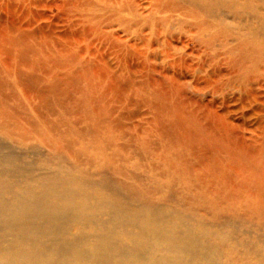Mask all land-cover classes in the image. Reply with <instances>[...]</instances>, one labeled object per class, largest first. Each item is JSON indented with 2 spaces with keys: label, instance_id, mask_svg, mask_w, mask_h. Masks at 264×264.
Returning <instances> with one entry per match:
<instances>
[{
  "label": "bare ground",
  "instance_id": "6f19581e",
  "mask_svg": "<svg viewBox=\"0 0 264 264\" xmlns=\"http://www.w3.org/2000/svg\"><path fill=\"white\" fill-rule=\"evenodd\" d=\"M180 1L197 7V10L199 8L208 19L210 15H215L216 9L221 8L222 0ZM44 8L49 15L58 8L62 15L78 14L77 17L88 22L104 16L108 20L120 21L122 25L126 23V30L131 26L137 27L135 42L121 39L119 32L107 37L115 44L113 47L118 48L119 55L123 57L125 54L131 63L136 62L134 67L127 64L129 76L122 77L104 63V57H100L94 49L96 38L94 42L86 40L87 35L83 31H73V27L62 17L49 19L48 14L40 12ZM187 9L177 8L168 0H0V92L7 86L5 78L20 89L25 99L32 93L38 102L32 110L39 117L41 108L49 109L52 102L60 104L67 98L66 92H76L81 99L79 108L83 107L87 115L83 119L93 126V132L100 131L102 124L106 125V113L111 118L116 111L115 107L109 110V106H100L103 100L108 99L110 104L117 103L126 108L131 104L130 97L125 96L127 90L153 96L162 105L152 102L154 99L147 100L148 110L174 114L171 125L176 126L177 138L186 140L193 158L201 157L204 164H211V173H206L208 177H218L215 181L209 179L206 182L203 195L195 193V196H199L210 209L255 222L264 233V151L262 145L253 148L259 137L257 133L264 130V0L246 1L239 12L241 22L235 34L228 30L224 37L215 33L214 27L205 30L204 20H199L198 14ZM172 23L187 28L188 38L185 39L188 41L194 38L204 40L202 36H205V45L213 51L217 44L219 49L211 55L214 59L224 56V60L221 57V60L209 62L207 56V61L195 63L193 67L191 58L195 54L186 51L185 40L169 41L167 38L161 40L163 51H159L161 53L157 58L152 47L160 42L159 28ZM148 28L150 32L145 34ZM102 35L105 38V34ZM101 48L104 49V46ZM229 55L232 61L225 58ZM157 59L161 64L159 70L154 64ZM153 73L158 77H152ZM188 74L193 77L192 87L198 94L207 88L212 95L218 92L224 85L217 89L215 84L222 79L228 83L241 79L249 87L244 91L235 89L237 93H232L233 83L231 93H225L224 99H211L199 105L197 101L184 97L186 93L181 95L180 79ZM243 74L256 79L249 82ZM178 98L181 101L169 104L168 101ZM85 105H88L87 108ZM217 105L223 108L222 113L215 110ZM3 107L6 108V105ZM188 107L191 109L186 110ZM242 110H249L248 114L245 112L246 117L254 119L251 129V125L247 127L250 143L247 141L245 149L237 139L240 127L230 117L233 112ZM73 114V122L78 123L80 117L75 112ZM119 115L110 130H106L110 132V138L111 135H124L119 123L123 115ZM44 118L42 122L49 127ZM7 122L1 114L0 264H264V247L259 246L250 248L240 245L244 248L241 254L237 252L240 258L220 256V230L193 223L178 211L166 209V203L160 204L150 197L143 199L135 188H124L134 192L130 199L105 195L102 191L109 188L105 175L111 172L110 163L100 166L99 150L94 149V153H90L93 156L86 158L88 168L83 170L81 155L84 150L79 149L74 154L75 163L67 165L71 169L65 168L63 164L71 157L66 153L71 142L66 133H56L57 127L52 126L49 131L58 139L59 146L50 147L48 163L54 169L47 171L44 168L47 164L39 156V147L44 139L37 127L27 122L30 129L24 131ZM196 128L199 132L194 130ZM104 143L107 145L105 139ZM261 156L263 161H257L256 158ZM184 163L183 171L189 175ZM92 167L96 168L95 173H92ZM190 186L198 188L193 181ZM168 191L161 195L163 201L169 199ZM233 248L238 249L237 246Z\"/></svg>",
  "mask_w": 264,
  "mask_h": 264
},
{
  "label": "rangeland",
  "instance_id": "374dc122",
  "mask_svg": "<svg viewBox=\"0 0 264 264\" xmlns=\"http://www.w3.org/2000/svg\"><path fill=\"white\" fill-rule=\"evenodd\" d=\"M168 1H170L171 4L173 3L174 5H176L177 8H181V9H187L188 8L187 10L194 12L195 15L198 14L197 18L199 20H204L203 26L205 27L204 28L205 30L207 28L209 29V28L214 27L213 31L224 37L228 33V30L231 34H235L234 32L236 31L237 25L241 22L240 21L241 16H240L239 12L244 7L245 2L248 0H222V1H220V7L221 8H219L218 10L216 9L215 15H210V17L208 19H207L206 15H205V17H206V19H205V17H204L205 13L204 14L201 13L202 11L199 8L197 10L196 9L197 7H193L191 5L189 6L186 3L181 2L180 0H168ZM178 2L181 4H179ZM197 11L199 13H201V15L199 13H197ZM40 12L48 14V10H46L45 8L41 9ZM73 15H75V14L64 13L62 15V14H60V11L58 10V8H56L48 17H49V19H58V18L61 19V17H62L67 22L68 25H71L73 27V29H72L73 31H80V30L83 31L84 34L87 35L86 40H88V41H90V39H91V41H93V40L95 41V38H96L97 42L93 41L94 42L93 43L94 49H96L100 53V54L98 53V55L100 57H102V58L104 57L103 58V61L105 60L104 63L109 65L111 67L112 71L115 69L114 72L120 73L122 75V77H128L129 74L127 72V70H128L127 64L129 66L134 67L135 66L134 64L136 62L131 63V60L128 59L126 57V55L122 53V51H119V53L121 52L120 54H123V57H122V55H119L118 51H117L118 48L113 47V46H115V44H113L111 41L109 42L107 40V37L108 36H115V34L118 35V32H119L118 36H120L121 39H127L128 41H131L133 39L136 40V38L134 37V32L136 29L138 30V28L135 26H131L132 28L127 29L128 30V32H127V30L124 27L126 25V23H124L122 25V22H120V21L108 20V19H106V17L104 18V16H102V17H99L98 19H95V21H89L88 22V20H85L80 16L77 17L78 14H76V16H73ZM202 15H203V17L201 19ZM213 19H215V21ZM83 21H85V22H83ZM102 25H105V26H102ZM120 25H122V27H120ZM101 26L103 28L104 27H107V28L103 29ZM92 27L93 28L95 27V28L93 29ZM185 29H187V28H185ZM185 29L179 27V25H177L175 23H172L169 25H163V27L159 28V31L161 34L160 35V42L157 45H155L154 47H152V48H154V51L156 53L157 58L159 57V54L163 51V44H162L161 40H165L167 38L169 41L174 40V39L175 40L181 39V41L185 40L186 51L188 50L187 52L190 51L196 55V57H195V55H193V57L191 58V61H193V63H194L193 67L195 66V63H199L200 61L201 62L207 61V60L209 62L211 60L217 61V60H221V57L224 60V56L219 57V59L218 58L214 59V56H213L214 52H216L219 49V46L217 44L214 46L215 49L213 51V49H208L207 46L205 45V43H204V40L206 38L205 36H202L204 40H195V38H194V39L188 41V40H186L188 38L187 37L188 35H186ZM226 29H227V31H226ZM122 31H124V32L126 31L125 32L126 35ZM216 31H219V32H216ZM223 31H225V32H223ZM109 32L111 33V35H108V34H110ZM149 32H150L149 28L145 29V31H144L145 34H148ZM103 33L105 34V38H104V35L101 36V34H103ZM112 33H113V35H112ZM93 35H95V36H93ZM124 35H125V38H122V37H124ZM98 38H99V40H98ZM135 40H133L132 42H135ZM108 42H109V44H108ZM95 43L96 44L98 43L99 45L97 44V46H96ZM136 43H138V42L136 41ZM101 45L104 46V49L101 48L102 47ZM105 46H106V48H105ZM109 47H110V49H108ZM107 50H110V51H107ZM111 50H113V52ZM157 51H158V53H157ZM159 51H161V52H159ZM207 53H208V55H207ZM211 54H213V55H211ZM114 56H116V57H114ZM108 57H110V58H108ZM112 57H113V59H112ZM225 58H227V61H228V59H229V61H232L230 55H229V57H225ZM107 59H108V62H107ZM120 60H121V62H120ZM122 61H123V63H122ZM211 62H213V61H211ZM119 63H121L122 65ZM154 64L156 65V67L158 66L157 70H159L161 68V64H160L159 59H157V61L154 62ZM159 64H160V66H159ZM194 74H196V72H194ZM200 75L202 76L203 74L200 73ZM152 77L157 78L158 76L156 73L155 74L153 73ZM243 77H246L249 80V82H251V80L253 81L256 79V77H254L252 75H248V74H246L245 76L243 74ZM183 78L184 79H180V85H181V89H182L181 95H184L186 93V95H184V97L191 98V99L197 101L199 105H204L207 103L208 100H211V99H214L212 101L221 100L220 98L224 99L225 97L223 98V96L225 93L226 94L231 93L233 83H234V87H233L232 93H237V92H235L236 90L237 91L239 89L243 90V89H247L249 87V85L247 83H242L241 79L233 80V82L231 81L230 83H228V82H226V80L222 79L223 80V81H221L222 83L221 82H219L218 84L216 83L215 86L217 89H219V87H221V85H224V86H222L218 92L214 93L215 95L214 94L212 95L210 89H208V88L206 91L204 90L198 94L197 92L194 91V88L192 87L194 84V81H192V80H194L193 77L188 74ZM3 80L7 86L5 88H3L4 91L0 92V116L2 114L5 121H8L9 123H13V124L17 125L18 127H21L24 131H29V129H30V127H29L30 125H28L27 122L33 123L37 127L38 132L43 136V139H44L42 144L39 147V151H40L39 156L47 164V166L44 167L47 169V171H51L52 170L51 168L54 169V167L51 166V163H48L49 159H50V154H51L50 147L53 149V148L59 146L58 139L56 137H54V135L51 131H49V127L52 126V128L57 127L56 133L59 131L62 133L63 132L66 133L67 139H69L71 142L70 143V149H69L70 151L69 150L66 151V153L68 155L70 154L69 157L70 156L71 157H70V160H68V162L63 164L65 168L71 169V168L67 167V165H72L75 163L76 157L74 156V154L79 149L84 150V154L81 155L82 162H83L82 166L84 167L83 170H85V168L86 169L88 168V166L86 164L87 163L86 158L93 156V154L91 155L90 153H94V151H93L94 149L99 150V153L97 155H98V157H100L98 159V161L100 160L99 161L100 166L104 165L105 162H106V164L110 163L111 172L107 173L105 175L107 178L105 183H106V186L109 188H108V190L102 191L105 195H109V196H115L116 195V196H120V197L124 196V197H128L130 199V198H132L131 196H132V194H134V192L130 191L127 188L124 189L125 186H130L131 188H135L137 190V192L141 193L142 196L141 195L140 196L143 199H148L150 197L152 201H156L160 204L166 203L167 204V205H165L166 209H168L170 211L173 210L175 212L178 211L179 213L183 214L182 216H184V218H186L187 220H191L193 223L198 222L199 224L206 225L211 230H216V229L220 230L219 232L222 235H219V238H221L222 244L221 245L219 244L218 249H220L219 253H220V256H222V257H227V258L231 257L233 259H236L237 257H239L237 255V252H240V254H241L242 253L241 251H244L243 250L244 248L242 246H240L242 244H245L246 247H250V248L251 247L257 248V246L264 247V243L261 242V241H264V233H263V231L260 230V228H258L256 226V224H254L255 222H249V221L247 222L245 219H242L240 217H236L235 215H231L229 213H223L222 211H219L218 209H210L203 202V200L198 198L201 194L203 195V193H205L206 189L204 187L207 184L206 182H208L209 179H214V181H215L218 179V177H215L216 175H214V176L210 175L208 177L207 174L211 173V172H209V167L211 166V164L210 165L204 164L203 158H201V157L193 158L191 156V150L185 142L186 140L184 139V141H183L179 137H178L179 139L177 138L178 132H177L176 126L171 125V119L173 118L174 114L170 115L169 113H167L165 111L163 113H161V112L153 113V112H150L148 110L149 105H147V104H149V103L147 102V100L151 99L150 101H152L154 99L153 96L151 97V96H148L147 94L142 95L140 92H137L136 90H134L136 92H134L132 90H127L128 94L126 92L125 96L130 97L131 104L128 105L126 108L124 106H122L121 104H119V105L117 103H115L114 105L112 103L110 104L108 102V99L103 100V103L100 104V106L101 105H103V106L105 105L104 107L109 106L107 109H109V108L111 109V107H115L116 111H115V114L111 118H110V114L106 113L105 114V117L107 120L106 125L102 124L100 131L95 130L93 132L92 131L93 126L90 125L88 121H84V119H83V117L87 116L84 113L85 112L84 108L83 107L79 108L78 103L81 100L80 94H78L76 92H70V93L66 92L65 96H67V98H64L63 100H61V102H60L61 105L59 103L52 102L50 104L49 109L48 108L47 109L41 108L40 112H39V115L41 117L40 118L38 116V114H36L35 111L32 110L33 106H36L38 103L33 98L34 97L33 94L31 93L30 96L27 97V99H25V97L20 94V89L17 86L13 85L11 83V80H7L5 78H3ZM183 82L186 84H184ZM223 82L225 84H223ZM181 83H183L184 86H182L183 84H181ZM186 85H187V87H186ZM185 89H186V91H184ZM222 91H224V92H222ZM183 92H184V94H183ZM209 92H210V94H209ZM9 93L11 95H9ZM219 94H221V95L223 94V95L221 96ZM238 94H239V92H238ZM2 95H3V97H2ZM210 95H212V97ZM137 96H138V98H137ZM214 96H215V98H214ZM4 97H7V100H4ZM122 97L124 98L123 100H125V97L124 96H122ZM13 98H15V99H13ZM178 99L179 100L171 99V102L170 101H168V102H169V104L173 105L176 101L177 102L181 101V98H178ZM215 99H217V100H215ZM212 101H210V102H212ZM152 102L159 103L160 105H162V103L159 102L158 99H154ZM25 104H27V106ZM3 105H6V108H4ZM85 106L87 108L88 105H85ZM219 106L220 105H217V107H216L217 109H215L214 107L213 108L215 110H218L217 111L218 113H222L223 108L220 106V108H221V111H220ZM30 109H31V112H30ZM189 109H191V107L186 108V110H189ZM173 110L174 109H172V111ZM66 112H68V113H66ZM74 112L76 113V115H78L80 117L79 118L80 120L78 123L73 122L75 119V116L73 114ZM245 112L248 114L249 110H246ZM245 112H243V110H242V112L241 111H237V113L233 112L232 113L233 117L230 116L231 114L230 115L229 114L223 115V116H230L234 120V123L238 124V126L240 127V130L247 131L245 134V131H243L241 133V131L238 129V133H237V139L239 138L238 139L239 145L242 148L244 147L243 149L247 148L246 144L248 142L250 143V141H248L249 140L248 136L250 134L248 133L247 127H249L251 125L249 128V129H251V127L253 126L252 123L254 120L253 118L250 119L248 116L246 117ZM120 113L123 115V118L120 119L119 123H120V126H122L123 129L125 130V131L123 130L124 135L121 137L118 135H111V138H110V132L107 133L106 130H110V127H112L113 121H117V117ZM238 114H241V115L238 116ZM42 118H44L47 121L49 127H47L42 122ZM237 118H238V120L239 119H241V120L238 121ZM247 118H249V120ZM235 120H236V122H235ZM242 121H244V123ZM249 121H250V124H249ZM241 124H243L244 126ZM83 128H84V130H82ZM194 130L199 132V129H197V128ZM32 135L37 136L35 134H32ZM257 137L258 138H256V143L254 142L255 145L253 143L254 147L253 146L252 147L258 148L262 145L261 148L264 151V147H263V145H264V143H263L264 142V130H260L259 133H257ZM104 139H105V142H107L108 146L105 145ZM259 139H261V141ZM127 143H129V145ZM257 145H258V147H257ZM125 147H126V149H125ZM85 149H87V151ZM197 149H199V148L197 147ZM88 153H89V156H88ZM262 157L263 156H261L260 158H256L257 161H259V160L263 161ZM198 161H199V163H198ZM184 162H186V168L190 172L189 175L183 171V167L185 165ZM170 163H172L173 165H171ZM183 163H184V165H183ZM188 165H189V167H188ZM192 166L194 167L193 170L191 169ZM94 167H92V169H91L92 173L96 172V170H95L96 168H94ZM196 167H200V168H196ZM195 168L198 170H195ZM118 169L120 171H117ZM191 173H192V175H191ZM192 181L197 184V186H198L197 189H194L193 187L190 186V183H192ZM162 188H163V190H162ZM189 188L191 190H194V191H191ZM165 190H167V191L169 190L168 195H170L169 199L165 200L166 202L162 200L163 197L161 196L163 193H165ZM195 193H197V195H199V196H195L196 195ZM167 201H169V202L167 203ZM169 203L171 206L169 205ZM172 205H173V207H172ZM262 229L264 230V228H262ZM225 237L227 239H225ZM212 238H214V236H212ZM225 244H227V245H225ZM235 246H237L238 249L233 248ZM221 261H222V259H221ZM236 262L239 263V260H236Z\"/></svg>",
  "mask_w": 264,
  "mask_h": 264
}]
</instances>
